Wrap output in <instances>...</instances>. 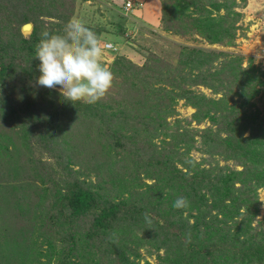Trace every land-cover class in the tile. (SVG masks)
Returning a JSON list of instances; mask_svg holds the SVG:
<instances>
[{"label": "rangeland", "instance_id": "rangeland-1", "mask_svg": "<svg viewBox=\"0 0 264 264\" xmlns=\"http://www.w3.org/2000/svg\"><path fill=\"white\" fill-rule=\"evenodd\" d=\"M124 1H61L55 12L67 20L41 21L43 31L62 35L79 18L105 44L118 46L102 57L114 82L95 114L83 102L65 106L58 88L48 95L37 87L40 73L0 87V264H264L263 178L253 185L264 160L245 162L254 131L245 129L249 118L264 129V0H194L202 7L190 4L187 11L189 0H161L155 25L143 20V6L125 14ZM214 1L229 5L216 11ZM163 2L181 19L167 15L164 22ZM205 9L209 17L231 12L232 37L212 42L178 29L188 14L202 16ZM185 46L215 53L200 64H182ZM145 73L156 74L152 87L142 84ZM122 109L119 144L96 126V116L100 111L111 122ZM44 110L63 143L52 154L44 148ZM205 175L221 181L220 192L196 183ZM76 185L100 201L86 215L55 225V191ZM194 191L207 196L201 211L173 207ZM111 206L120 212L110 229L88 237L93 217ZM170 222L182 223L186 239L212 249L211 257L189 251ZM68 230L73 239H65ZM226 243V252L217 247Z\"/></svg>", "mask_w": 264, "mask_h": 264}, {"label": "trees", "instance_id": "trees-1", "mask_svg": "<svg viewBox=\"0 0 264 264\" xmlns=\"http://www.w3.org/2000/svg\"><path fill=\"white\" fill-rule=\"evenodd\" d=\"M61 1L63 3V1L66 2L68 0H0V87L6 86L9 83H15L17 80L22 78L29 77L30 79H33L36 76L35 74L39 73L38 65L40 61L33 57L35 55V46L40 40V33L43 31V29L41 28V21L42 19H44V17L56 18L57 20H67L68 16L66 14H63L61 11L55 12L57 6H60ZM201 1L204 2V0ZM72 2H74V0H72ZM187 2L188 4L185 3L186 11L190 4L202 7L201 2H195L194 0H189ZM228 2L219 3L217 1H214L211 3V9L216 11L225 9L224 7H227L229 5ZM230 5L233 4L230 3ZM204 8L205 6H203L202 9ZM206 11V9L205 11H202L200 13L202 16L198 17H193L192 14H188L186 17L187 19H183V24H181L178 29L183 27L185 30H194L195 32L198 31L200 34H202L212 42H224L230 36L232 37V32L234 30L232 23L234 22L231 21V23L229 20V15L231 12H227L222 16L218 15L215 17H209L210 14L212 15V12H210V9L208 10L209 13H206ZM167 15H171L172 17L174 16L181 19L178 12H174L170 7H168L165 2H163V18L165 20H162L164 22H166L170 18ZM27 22H32L34 24L33 30L29 36L24 35L22 32V26ZM170 29H173V26L170 27ZM175 29L177 30V27H175ZM183 50L184 52H181L179 56L180 62L182 64H200L203 59L208 58L215 53V51H206L204 49L190 46H185ZM176 70L177 68H175V72ZM168 71L171 70L168 69ZM171 73L173 72L171 71ZM155 76V73L154 76L145 73L142 78V84H144L148 88L149 86L152 87V79L155 78ZM44 91H47L48 95L58 94L56 91H52L47 88H44ZM62 100L64 102L67 101L64 97L62 98ZM33 104V101H30L31 108ZM68 104L70 103H66L65 106H67ZM85 105L89 109V116H91V113L95 114L96 110H93V107L97 106L98 103L95 105L84 104L83 106ZM104 107L106 108L107 106ZM123 109L120 110L119 114H116V119L111 122L107 121V117L101 116V114L99 113L100 111L98 110L99 112H97V114L99 116H96L98 121L96 126L101 130L110 133L112 136L116 135L117 139L119 140L121 134H118L115 125L118 123L117 125L120 126V122L125 121L127 112H124ZM232 113L233 111L231 110L228 115L230 120L228 119V121L230 122V125L234 127L235 124H238L236 121H234L236 120V117H234ZM48 120L49 121L45 119L44 110V148L49 149L50 153L52 154L54 150L58 148V144L62 146L63 143L58 141V128L55 127L50 119ZM249 120L250 124L247 123L248 125H246L245 129L247 130L250 126H252L254 127V131L248 139V141H250L248 143L251 148L248 147L250 150L246 152L245 162L247 163L249 160L252 163L256 162V164L260 165L261 161L264 160V129L261 128L260 125H257L258 127H255L254 125H256V123L254 121H251V118H249ZM121 128H124V125ZM111 131L113 133H111ZM120 141L122 140L118 141L119 144H121ZM253 147L254 151L252 152ZM238 149L239 148L234 146L232 151ZM246 169H249L248 165L246 166ZM251 174L253 175V172ZM254 174L256 178L254 179L253 185L255 188H257L262 184V181L260 180L262 178L264 180V169L255 171ZM214 179H211L209 175H205V177L201 179V182L196 183H199V186L201 185V187L210 186L214 191L218 190L220 192L221 189L218 187V185L221 183V181H214ZM205 181L206 183H204ZM224 182L225 181H223V183ZM224 185L229 191L230 188L228 183H224ZM188 195L190 196L188 198V201L192 211H201L202 205L207 204L206 194L200 195L197 191H194V193ZM99 201L100 200L98 195L93 190L80 185H76L65 192L62 189H57L55 191L54 200L51 205L54 210V216H51V218L53 219L55 225H65L68 219L75 220L83 215H86L91 209H93L95 205H97ZM119 212L120 211L117 206H111L109 209L103 211L102 213L96 214L93 217L91 228L86 231V235L90 238H95L96 236H99L103 232L109 230L111 224L119 216ZM132 218H135V215H133ZM135 220L137 219L135 218ZM186 221L187 225H190V220L188 219ZM166 222L169 223L168 220H166ZM166 225L167 227L169 226V224ZM170 226L172 229L171 231L176 236L184 239V241L186 242L184 245H186L189 251L209 254L211 257L212 249H205L200 244V246H198V244H196L195 241L190 240L188 236L186 239V237L183 235L184 225L182 223L170 222ZM73 236L74 232L68 230V234L66 235L65 239H73ZM226 245L227 243L225 244V246L217 247L224 248V251L226 252ZM208 261L209 263H211L210 259Z\"/></svg>", "mask_w": 264, "mask_h": 264}, {"label": "clouds", "instance_id": "clouds-1", "mask_svg": "<svg viewBox=\"0 0 264 264\" xmlns=\"http://www.w3.org/2000/svg\"><path fill=\"white\" fill-rule=\"evenodd\" d=\"M105 49V43L79 18L70 19L62 35L42 31L33 57L40 61L35 85L49 90L58 88L73 105L97 104L106 98L114 82V74L102 63ZM188 206L189 201L183 196L173 203L176 209ZM143 215L151 224L148 213Z\"/></svg>", "mask_w": 264, "mask_h": 264}, {"label": "crops", "instance_id": "crops-1", "mask_svg": "<svg viewBox=\"0 0 264 264\" xmlns=\"http://www.w3.org/2000/svg\"><path fill=\"white\" fill-rule=\"evenodd\" d=\"M143 3V8H141V16L143 20L151 24H158L159 11L162 8L161 0H140Z\"/></svg>", "mask_w": 264, "mask_h": 264}, {"label": "built area", "instance_id": "built-area-1", "mask_svg": "<svg viewBox=\"0 0 264 264\" xmlns=\"http://www.w3.org/2000/svg\"><path fill=\"white\" fill-rule=\"evenodd\" d=\"M143 6V3L140 0H125L123 5V10L125 14H131L134 13V10L136 8H141ZM106 49L107 50H115L118 48L117 45L114 43H106Z\"/></svg>", "mask_w": 264, "mask_h": 264}, {"label": "water", "instance_id": "water-1", "mask_svg": "<svg viewBox=\"0 0 264 264\" xmlns=\"http://www.w3.org/2000/svg\"><path fill=\"white\" fill-rule=\"evenodd\" d=\"M28 26L31 27L30 30H27V27H28ZM33 27H34V24H33L32 22H27V23H25V24L22 26V31H23L24 33L32 32Z\"/></svg>", "mask_w": 264, "mask_h": 264}, {"label": "bare ground", "instance_id": "bare-ground-1", "mask_svg": "<svg viewBox=\"0 0 264 264\" xmlns=\"http://www.w3.org/2000/svg\"><path fill=\"white\" fill-rule=\"evenodd\" d=\"M30 29H31V27H30V26H28V27H27V30H30Z\"/></svg>", "mask_w": 264, "mask_h": 264}]
</instances>
